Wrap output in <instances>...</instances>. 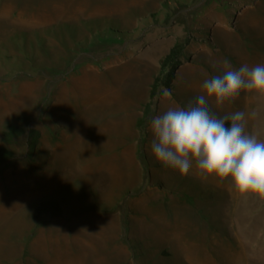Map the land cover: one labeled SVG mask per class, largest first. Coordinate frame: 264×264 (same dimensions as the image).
Wrapping results in <instances>:
<instances>
[{
    "label": "rangeland",
    "instance_id": "obj_1",
    "mask_svg": "<svg viewBox=\"0 0 264 264\" xmlns=\"http://www.w3.org/2000/svg\"><path fill=\"white\" fill-rule=\"evenodd\" d=\"M18 119L40 141L0 172V264H264V0H0V136Z\"/></svg>",
    "mask_w": 264,
    "mask_h": 264
},
{
    "label": "trees",
    "instance_id": "obj_2",
    "mask_svg": "<svg viewBox=\"0 0 264 264\" xmlns=\"http://www.w3.org/2000/svg\"><path fill=\"white\" fill-rule=\"evenodd\" d=\"M184 36L174 41L167 53L160 59L157 74L154 76L150 86L148 100L143 104L142 115L136 121V128L141 135H145L147 119L151 112L155 109L157 100L163 97L165 92L172 93L173 81L175 80L177 70L184 60H189L187 48L190 44L188 37V29L184 28ZM202 117L205 120L204 111ZM19 124H10L0 136V172L15 163L18 159L25 161L27 165L32 163V153L37 151L40 141V133L34 126L23 119H18ZM229 126V122L219 123L214 130L222 132ZM10 148H24V155L19 156ZM34 156V155H33ZM44 215L58 217L61 215V209L58 201L48 200L39 204L35 209V218Z\"/></svg>",
    "mask_w": 264,
    "mask_h": 264
}]
</instances>
